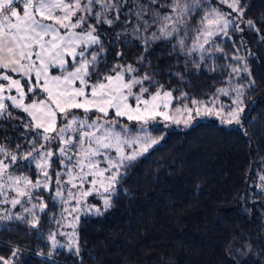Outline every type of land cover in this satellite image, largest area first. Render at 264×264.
<instances>
[{"label":"snow or ice","instance_id":"snow-or-ice-1","mask_svg":"<svg viewBox=\"0 0 264 264\" xmlns=\"http://www.w3.org/2000/svg\"><path fill=\"white\" fill-rule=\"evenodd\" d=\"M219 2L227 4L231 12L212 8L202 15L196 26L197 35L189 45L186 38L192 26L187 21L197 10L204 11V0H166L163 4L160 0H0V120L10 122L15 119L10 109L20 110L27 115L22 126L31 133L25 138V147L17 144V151H9L0 144V195L9 186L16 193L11 198L3 196L0 203L9 204L12 209L20 205L18 213L4 209L0 220H17L38 229L40 215L50 211L41 197L44 191L49 193L54 207L57 202L61 206L75 202L71 209H64L72 215L73 221L79 219L82 210L85 214L102 215L110 208L111 197L123 176L121 169L126 170L131 161L147 154L163 140V137L154 139L147 134L133 135L127 125L117 130L119 120L116 118L144 124L157 123V118H162L179 124L181 121L169 114L170 102L177 98L183 102L188 94L181 91L179 97H173L172 90H164L163 85L153 79L155 71H144L141 75V67L132 64L117 63L109 67L104 57L110 49L105 47L97 29L100 25L112 29L104 39L109 35L113 37L111 50L120 58L123 53L116 50L118 44L127 47L138 42L145 54L137 58V64L144 68L150 63L147 53L157 41L169 42L174 51L186 57L199 52V59L203 60L205 52L215 47L213 37L220 35L231 41L229 30L243 33L247 29L264 40L256 23L244 19L246 3L241 0ZM165 7L168 11L162 12ZM261 23L264 24V19ZM116 27L121 31H116ZM173 40L175 44H171ZM240 45L244 54H240V48H235L236 54L229 57L235 63L229 66V79H236L237 83L217 90L225 96L234 94L231 104L208 106L192 100L194 107L184 105L183 109H176L177 113L186 112L187 118L183 120L186 125L193 113L202 114L201 106L205 116L219 117L222 123L242 124L245 92L255 89L256 84L247 62V57L253 54L242 35ZM102 63L108 69L107 74L100 71ZM53 70L58 74L53 75ZM174 75L183 79L179 69ZM150 88L155 91L150 92ZM13 91L16 95L11 94ZM75 110H82L83 116H78ZM109 112L114 118H108ZM89 113L99 115L90 120ZM58 117L63 121L59 128L56 126ZM53 144L57 149L56 163L66 169L55 173L54 183L49 175ZM136 145L138 147H134ZM129 148L131 151L127 150ZM113 149L116 156L112 155ZM18 158L34 162L38 177L43 179L37 178L33 183L27 176L11 173L9 168ZM101 163L105 167L101 168ZM62 176L67 180H61ZM90 176L93 179L89 180ZM84 184L91 187L85 189ZM93 195L101 198L100 207L87 204L85 198ZM61 217V221H55L54 217L53 221L62 225L64 213ZM70 226L75 228L74 223ZM59 234L67 236L68 244L61 245L56 239L57 233H49L50 247L55 250L67 246L78 255L77 233ZM20 254L21 249L14 248L8 259L0 256V264H16ZM48 255L52 256L53 252Z\"/></svg>","mask_w":264,"mask_h":264},{"label":"trees","instance_id":"trees-1","mask_svg":"<svg viewBox=\"0 0 264 264\" xmlns=\"http://www.w3.org/2000/svg\"><path fill=\"white\" fill-rule=\"evenodd\" d=\"M165 2L160 0L161 4ZM241 3L247 4L244 19L253 20L264 35V0ZM212 8L231 12L219 0H204V11L197 10L187 21L192 26L187 44L191 45L197 35L200 17ZM115 30L121 31L119 27ZM97 31L110 49L104 57L109 67L132 64L141 67V75L155 71L153 79L164 90H172L173 97H179L181 91L188 94L183 102L174 100L180 107H194L192 100L208 106L231 104L232 95L218 94L217 90L237 83L236 79H229V66H235L229 57L236 54L235 48L244 54L242 35L253 54L247 62L256 84L255 89L245 92L242 124L229 127L206 118L184 131L155 125L150 129L151 137L163 140L131 161L126 170L121 169L123 176L111 197L112 206L102 210V215L88 213L80 217L78 255L64 247H50L49 233H58L61 228L53 217L61 221L65 207L59 202L54 207L49 193L44 191L41 197L50 211L40 215L38 229L17 220H0V256L8 259L11 251L19 248L16 264H264V40L247 29L243 33L229 30L231 41L220 35L213 37L215 47L205 52L203 60L199 59V52L186 57L174 51L169 42L157 41L147 53L150 63L144 68L137 64V58L145 54L138 42L127 47L118 44L116 50L123 53L120 58L111 50L113 37L104 39L112 29L100 25ZM178 69L183 79L174 75ZM100 71L108 73L103 63ZM151 91L155 89L150 88ZM10 111L15 119L0 120V144L17 151V144L25 147V138L31 133L22 126L27 115L20 110ZM52 150L49 175L54 183L55 173L66 169L56 163L54 144ZM9 171L27 176L33 183L37 178L43 179L38 177L34 162L19 158ZM89 200L97 207L102 204L96 195ZM4 209L18 213L20 205L12 209L9 204L0 203V215ZM49 252L53 255L49 256Z\"/></svg>","mask_w":264,"mask_h":264},{"label":"rangeland","instance_id":"rangeland-1","mask_svg":"<svg viewBox=\"0 0 264 264\" xmlns=\"http://www.w3.org/2000/svg\"><path fill=\"white\" fill-rule=\"evenodd\" d=\"M76 31H79V30L77 29ZM52 74H53V75H56V74H58V73H57L55 70H53ZM13 75H14V77H15V74H13ZM16 78H19V77H16ZM21 83L23 84L24 81L21 80ZM32 83H35V81H32ZM26 87H27V86L25 85L24 90L26 89ZM25 92H26V90H25ZM11 94H12V95H16V93H15L14 91H13ZM232 97H234V94H232ZM6 102H7V101H6ZM25 103H27L26 100H25ZM170 103H171V107L168 109L169 114H170L171 116H173L174 118L179 119V120L181 121L179 124L173 123L172 120L164 121L162 118H157V120L159 121V122H157V123H153V122L150 121V122L147 123V124H144V123H142V122L128 121V120H126V119H124V118H116V119L119 120V125H118V129H117V130H122L121 126L127 125V126H128V129L132 132L133 135H140V136H143V135L147 134V135H149V136L151 137V135H150V129H151L152 127H154L155 125H157V124H161V125H163L164 127L168 128V129L173 128V129H177V130H182V131H184V130H187V129H189L190 127H192L197 121H200V120H203V119H206V118L217 119V120H219V122H221V120H220L219 117H216V116H213V115H207V116H205V115H203L204 110H201V113H202V114H201L200 116H196L195 113H193V114H192V115H193V118L190 119V120H189V123L186 125V124L183 122V120L187 118V114H186V112H181V113H177V112H176V109H177V108H181V109H183L184 106L180 107V106L175 105L174 100L171 101ZM75 111H76V114H77L78 116H83V112H82V110H75ZM224 112L226 113L227 110H224ZM96 115H99V114H98V113H96V114L89 113V119H90V120H94V119L96 118ZM108 118H109V119L114 118L112 112H109V117H108ZM221 123H222V122H221ZM62 124H63L62 119H60V118L58 117L57 125H56L57 128L61 127ZM222 124H224V125H226V126H229V127H238V126H239V125H236L235 123H233V124L222 123ZM53 135H54V133H53ZM152 138H153V137H152ZM154 139H155V138H154ZM154 146H155V145H154ZM134 147H138V145H136V146H134ZM127 150H128V151H131V148H129V149H127ZM111 151H112V155H113V156H116V155H117V153L115 152L114 149L111 150ZM97 159H99V157H98ZM100 167H101V168L105 167V164H104V163H101V164H100ZM88 179L91 180V179H93V177L90 176V177H88ZM63 180L66 181V180H67V177L64 176V179H63ZM65 186H66V187H71V185H68V184H65ZM90 187H91V185H89V184H84V188H85V189H88V188H90ZM74 190H75V189H73V191H74ZM15 194H16L15 191L9 186L8 190H6V191L3 193V196H7V197L11 198V197L14 196ZM65 195H67V193H65ZM90 198H91V196H88V197L85 198L86 201H87V204H88V205H94V204H91V203L89 202V201H90V200H89ZM74 204H75L74 201H72V202H70V203H65V204H64V207H65V208H69V209H71V208L74 206ZM95 206H96V205H95ZM83 214H85V213H84V211L82 210V211L80 212V214H79V219L76 220V221H73L72 215H70L69 213H66V212L64 213V220H63V222H62L61 228L59 229V232H58L57 235H56V239L59 241V243H60L61 245H67L69 241H68V239H67V236H65V235H60L59 233H68V234H71L73 231H75V232L77 233V225H78V222H79V220H80V217H81ZM72 223L75 224V228H73L72 226H70ZM64 248H67V249H68L67 246H65Z\"/></svg>","mask_w":264,"mask_h":264}]
</instances>
